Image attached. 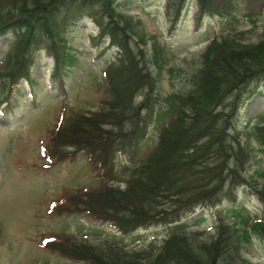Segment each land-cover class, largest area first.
<instances>
[{
	"label": "trees",
	"instance_id": "trees-1",
	"mask_svg": "<svg viewBox=\"0 0 264 264\" xmlns=\"http://www.w3.org/2000/svg\"><path fill=\"white\" fill-rule=\"evenodd\" d=\"M117 1L0 0V37L11 34L0 55V77L9 92L22 81L31 83L35 52L45 50L54 59L50 79L63 89L77 62L67 52L65 26L84 17L93 20L98 36L92 41L108 39L107 47L117 50L103 70L105 96L95 111L66 114L63 107L40 144V157L48 169L82 153L98 183L90 190L65 191L49 213L82 214L122 235L161 224L171 229L155 248L134 250L115 240H83L68 233L43 239L41 247L84 264H251L241 256L242 244L252 235L264 240V216L249 226V217L240 224L218 218L215 234L205 239L187 230L183 219L198 208L214 206L237 187L255 195L264 212V180L257 183L248 176L253 154L232 132L242 102L253 94L264 96L258 86L264 82V27L257 43L231 35L210 41L186 84L160 97L156 89L164 68L162 49L152 42L150 53L145 52V35L133 30ZM195 1L196 15H213L207 0ZM178 18L176 12L172 23ZM167 73L172 81L173 68ZM159 102L163 111L157 122L163 126L155 143L136 163L131 154L130 165L118 171L115 157L145 137L147 117ZM253 135L264 147V126H256ZM114 181L120 185H112Z\"/></svg>",
	"mask_w": 264,
	"mask_h": 264
},
{
	"label": "rangeland",
	"instance_id": "rangeland-1",
	"mask_svg": "<svg viewBox=\"0 0 264 264\" xmlns=\"http://www.w3.org/2000/svg\"><path fill=\"white\" fill-rule=\"evenodd\" d=\"M207 2L215 11H210L213 15L200 17L196 15L195 0L117 1L133 30L145 35V52L150 53L152 42H157L162 49L159 58L164 61V68L157 78L156 89L160 97L186 84L185 77L198 68L200 57L213 39L231 35L244 43H257L263 38L264 0ZM176 12H179L178 21L172 23ZM96 36L98 27L86 17L65 26L63 38L67 52L75 56L77 62L65 76L63 89L50 79L54 59L45 50L35 52L31 83L22 81L9 92L7 81L0 77V264H84L41 247L40 241L57 233L90 241L115 240L129 249L140 250L161 245L170 232L168 225L161 224L122 235L82 214L56 216L49 213L51 203L65 191L90 190L98 183L95 171L82 153L48 169L43 168L40 157V144L54 128L63 107L66 114L95 111L105 96L103 70L114 61L117 50L107 47L108 39L92 41ZM10 37V33L0 37V55L5 53ZM171 68L172 81L167 73ZM150 70L157 76L155 69ZM258 86L264 95V82H259ZM253 95L242 102L232 132L248 143L253 158L246 171L261 183L264 147L253 131L256 126H264V96ZM3 101L6 103H1ZM162 104L155 105L147 117L145 137L115 157L118 171L130 165L131 154L136 163L155 143L163 126L157 122L159 110L163 111ZM112 185L120 184L114 181ZM263 216L258 198L237 187L214 206L188 213L183 222L187 230L202 233L205 239L215 234L218 218L240 224L249 217L246 223L249 226ZM241 256L251 264H264V240L252 235L249 242L242 244Z\"/></svg>",
	"mask_w": 264,
	"mask_h": 264
}]
</instances>
